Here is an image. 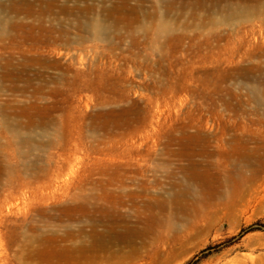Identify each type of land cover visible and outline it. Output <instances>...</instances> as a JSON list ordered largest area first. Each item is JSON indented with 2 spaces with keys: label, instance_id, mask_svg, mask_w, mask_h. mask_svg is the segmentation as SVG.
Returning <instances> with one entry per match:
<instances>
[{
  "label": "rangeland",
  "instance_id": "rangeland-1",
  "mask_svg": "<svg viewBox=\"0 0 264 264\" xmlns=\"http://www.w3.org/2000/svg\"><path fill=\"white\" fill-rule=\"evenodd\" d=\"M126 1L142 3L140 13L149 15L129 26L107 20L102 8L115 6L116 0L56 2V6L81 8L92 4V13L78 15L84 21L92 15L102 19L109 29L96 37H91L89 28L81 30L86 40L74 43L70 55L76 60L69 71L79 73L80 79L51 102L56 106L55 121L44 138L46 145L36 151L8 145L14 122H28L32 110L25 104L33 100V90L0 87V107L5 109L0 112V163L8 171L0 182V264H26L29 234L32 264L51 260L55 242L50 237L90 228L80 218L77 195L98 191L99 181L106 177L102 171L120 168L134 175L128 184L154 182L153 193H162L169 202L165 211H147L150 214L139 207L142 218L150 216L143 220L154 227L139 239L148 241L142 244L144 264H264V151L248 155L229 145L242 135L264 136V8L249 20L220 22L199 19L204 9L180 12L177 7L155 6L161 0ZM0 12L10 16L8 8L0 6ZM212 12L220 17L216 9ZM73 14L67 21L75 38L70 26ZM120 15L114 9V18ZM50 16L63 17L57 12ZM161 22L170 32L158 38L153 31ZM15 42L0 38V55H7L2 52L4 44L20 55ZM40 54L58 57L49 49ZM18 128L24 133L41 131L38 126ZM177 148L193 155L198 174L188 193L171 203L172 181H179L184 173L177 167L179 160H167L166 152ZM168 170H175L176 178L168 177ZM38 173L48 177L38 178ZM114 187L121 191L119 184ZM256 192L258 198H251ZM107 199L93 203L113 208L114 202ZM129 202L118 210L134 220L138 211Z\"/></svg>",
  "mask_w": 264,
  "mask_h": 264
},
{
  "label": "bare ground",
  "instance_id": "bare-ground-1",
  "mask_svg": "<svg viewBox=\"0 0 264 264\" xmlns=\"http://www.w3.org/2000/svg\"><path fill=\"white\" fill-rule=\"evenodd\" d=\"M57 1L58 0H0L1 8H8V11L10 12V16L8 14L0 12V38L12 39L14 40V42L16 41L14 48H16L18 50V53L20 54L16 55L14 54L16 52H9L8 48L11 49V47H9L8 45L4 44L2 46V52H7V55L3 57L0 55V66L2 68V70L0 71V87L7 85L12 89L23 88V90H25L26 88H32L33 90L30 96V98H32L33 100L25 104L32 110L31 114H28V122L25 123L26 125H21L16 121L17 123L14 122L13 128H11V130L9 131L10 136L7 140V143L10 147H14L15 149L27 147L32 151H36V149L41 148V145H46L44 138H47L49 133L48 128L51 127V125L55 121L53 111L56 106L52 105L51 102H55V98L58 95H62L63 93L65 94L67 87L73 85L76 79H80V77H78L79 73L70 75L69 71L70 66L74 65L76 60L72 55H70V51L74 43L81 44L86 40L85 35L81 36V30L84 29V31H86V29L89 28L91 37H96L102 34H106L109 29V25H107L108 29H105V27L102 25V19H98L92 15L88 20L84 21L83 19H81V15H78L87 12L92 13V9L94 7L92 6V4L82 8L78 7L76 4L73 6H69L66 4L56 6ZM141 5L142 3L132 5L126 0H116L115 6H103L102 9H104V11L106 12V18L108 21H110V23H112V21H122L126 25L132 26L135 21L139 20L140 16L147 17L149 15L148 13H140L138 6ZM161 5L165 6L167 9H174L175 7H177V11L179 10L180 12L187 8L190 9L191 12L198 9H204L205 13L202 15L200 14V16H198L199 19H213L220 22H228L231 20H249L253 16H258V14H260V12L264 8V0H161L155 3V6ZM114 9L121 15L114 18ZM213 9H216L220 12V17H216L213 14ZM54 12L61 13L63 17L57 18L54 16H50V14ZM73 13H75V15ZM71 14L74 15V21L72 23H69H71L70 26H72V29L75 30V38L71 36L72 31L68 26V21H70V19L68 18ZM160 17L161 15H159L158 18ZM161 21H163V19H161ZM153 32L158 38H160L161 36H163V34H167L168 32H170V27L161 22L157 27L154 28ZM44 49L55 51L58 54V57L52 58L47 55L40 54ZM62 50H64V52ZM261 64H263V62ZM33 67H36L37 69L34 71ZM40 68L44 70H40ZM53 68L58 69L60 72H58L57 74H52L47 71L48 69ZM253 78L259 80L262 78V76L254 75ZM258 97L260 102H262V91H260V95ZM4 110L5 109L3 107H0V112ZM20 126L30 129L32 127L36 128V126H38L41 131L37 133L34 130L33 132L35 133H30V131L28 133H24V131L18 128ZM172 139L173 141H176V138ZM75 145L77 146L78 142L75 143ZM229 145L232 148L244 152L248 155L251 154V152L257 153L261 150L264 151V136L254 135L246 137L242 135L233 138ZM166 153L167 160H179V163H177L179 166L177 167L184 173L182 179H179V181H177V179L176 181H172L173 185H171L175 188V190L173 189L174 192H171V194L169 193L170 196H168L171 199V203H173L174 201L178 200L179 197L181 198V196H183L181 195V193L184 194L185 192H187V190L190 189L192 180L195 177L194 175L196 172L197 164L193 159V155L188 153L185 148L170 149ZM249 157H251V155ZM169 162L170 161H167V165H164L165 168L168 167ZM126 170L121 168L115 171H111V169L103 170L102 174L106 177H103L101 181H99L98 191H90V193L82 191L77 195V198L81 201L78 208L80 215L82 216H80V218L86 221V225L88 224L90 228H80L78 232L69 230L64 235L60 234V236H58V234L55 237H50V239L55 242V252H53L52 254L50 253L53 256L52 259L47 260V262H44L43 264H111L109 263L110 261H112L113 264H129L130 262L135 263L138 261L139 263L144 264L143 261L146 258V254L143 250L142 244L145 241L140 242L139 239H145L147 237L146 234L150 232L154 227L150 223H148L150 225L146 224L145 220L143 219L145 217H148L149 215L142 218V216H144L142 215L144 211L142 212V210H140L141 208L139 207L143 205V210H145L146 212H153L154 209L165 211L164 208L169 202H167V200L165 199L166 197L164 198L162 193H153L151 188L155 186L153 184L154 182L151 183L154 186L149 184L147 180L144 182H137V184L135 182H132V184H128L129 178L132 181L135 179L133 178L134 175L132 177V175L129 173L131 175L129 176L127 174L128 170ZM168 171V177L176 178L177 172L175 170ZM7 172L8 171L5 168L4 163H0V182L4 175L8 176ZM196 174L198 173L196 172ZM20 176L21 175L19 174L17 175L18 178ZM37 176L38 178L42 177L46 179L48 177V174L42 175L38 173ZM180 177L181 176H179V178ZM158 180H160V178ZM184 182L188 183L187 187L184 186L186 185ZM117 184L121 186V191L117 190V187H114ZM132 185H137L138 187L126 190L127 186H129L130 188ZM258 195L259 193L256 192L254 195L252 194L251 198L257 199ZM107 198L112 199L115 207L113 206V208H108L105 207V205H99L98 207L93 203H96L100 199L106 200ZM140 199H142V204H139ZM104 200L102 203H104ZM128 201H131L129 202V204L131 203L132 207L136 209V211H138L134 220L128 219L127 216L129 214L124 215L118 210L121 207H125ZM111 210L113 211L110 213ZM47 211L48 214L51 213L49 212V210ZM108 213H110V215H108ZM25 215L26 214H24L23 216ZM154 217L155 214L153 213L152 218ZM149 219L150 218H148V220ZM21 221L19 220V222ZM23 236L24 235H22V237ZM39 236L41 235L39 234ZM47 238L49 239V236ZM32 242V236L30 234L27 235L25 238V245L27 246V249L29 251L26 254L28 258V261L26 260V264H32V255L34 254ZM147 242H145V244ZM112 246H117V248L111 249ZM35 257L38 258V256Z\"/></svg>",
  "mask_w": 264,
  "mask_h": 264
}]
</instances>
